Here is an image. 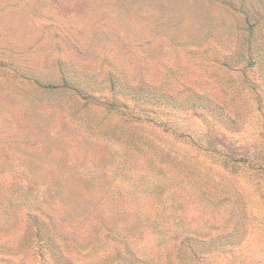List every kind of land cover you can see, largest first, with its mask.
Masks as SVG:
<instances>
[{
  "label": "rangeland",
  "instance_id": "1",
  "mask_svg": "<svg viewBox=\"0 0 264 264\" xmlns=\"http://www.w3.org/2000/svg\"><path fill=\"white\" fill-rule=\"evenodd\" d=\"M0 264H264V0H0Z\"/></svg>",
  "mask_w": 264,
  "mask_h": 264
}]
</instances>
